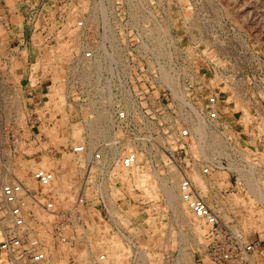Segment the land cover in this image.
I'll list each match as a JSON object with an SVG mask.
<instances>
[{"label":"built area","instance_id":"obj_1","mask_svg":"<svg viewBox=\"0 0 264 264\" xmlns=\"http://www.w3.org/2000/svg\"><path fill=\"white\" fill-rule=\"evenodd\" d=\"M11 1L32 30L14 44L0 13V264H264L258 54L235 66L216 28L149 1Z\"/></svg>","mask_w":264,"mask_h":264},{"label":"rangeland","instance_id":"obj_2","mask_svg":"<svg viewBox=\"0 0 264 264\" xmlns=\"http://www.w3.org/2000/svg\"><path fill=\"white\" fill-rule=\"evenodd\" d=\"M116 5L117 0H112ZM126 3L127 10L121 9V15L126 12V18L133 19L139 16L143 6L149 4L157 14V18L166 17L167 22H200L202 28H216L217 35L228 39L232 48L241 56L235 66L242 65V60H252L253 52L258 54L259 62H254L252 67H259L258 72L264 69V0H122ZM123 2V3H124ZM164 3V11L162 4ZM120 4V2H119ZM117 4V5H119ZM18 8V7H17ZM24 17L18 16L25 21ZM158 12V13H157ZM0 13H8L0 11ZM9 14V13H8ZM109 16L115 15L110 11ZM18 16L14 15L13 22H17ZM6 34V31L4 33ZM16 44V42H14ZM200 59V58H199ZM197 58V60L199 61ZM43 158V156H41ZM45 158V157H44ZM31 158H26L22 162L27 165H37ZM38 162V161H36ZM35 163V164H33ZM33 167V166H32ZM188 218H186L187 220ZM193 225V224H191ZM194 226V225H193ZM188 229L185 235V248L187 259L190 258L191 249L195 246L200 235ZM199 230V229H198ZM203 239V237H202ZM201 240V238H199ZM64 255L72 258L70 253ZM73 260V258L71 259ZM74 261V260H73ZM75 264L76 261H74Z\"/></svg>","mask_w":264,"mask_h":264},{"label":"bare ground","instance_id":"obj_3","mask_svg":"<svg viewBox=\"0 0 264 264\" xmlns=\"http://www.w3.org/2000/svg\"><path fill=\"white\" fill-rule=\"evenodd\" d=\"M220 146H221L220 148H223L224 147V145H220ZM32 160H34L33 162H35L37 165L39 164V165L46 166L47 163H48L47 159L44 158V157L43 158L40 157V162H36V161H38V158H36V157L35 158L32 157ZM35 163H33V164H35ZM195 179L197 180V183H200L201 182L199 175H196L195 176ZM140 182L142 184L144 183L145 186L149 183V186L145 188L146 192L148 194H150V195L157 196V194H158L157 186H156L155 183L151 182L150 177L148 175H147V177H142L141 180H140ZM162 187L164 188V190H165V192H166V194L168 196V199H169L170 203L172 205H174V202L176 200V195H175V191H174L173 187L170 186V185H168V184H163ZM71 259H69L68 256H66V255L63 254L61 256V258H59L58 264H75V262L73 260H71Z\"/></svg>","mask_w":264,"mask_h":264},{"label":"crops","instance_id":"obj_4","mask_svg":"<svg viewBox=\"0 0 264 264\" xmlns=\"http://www.w3.org/2000/svg\"><path fill=\"white\" fill-rule=\"evenodd\" d=\"M7 3L9 5L13 4L11 0H7ZM0 11H5V10L3 9V7H0ZM7 12L9 13L11 19H13L14 15L18 16V14H20L22 18L24 17V11L19 8L10 9L9 11L7 10ZM31 30H32L31 24L25 21L22 22V20L18 16L17 22H13L12 29L8 32V35L14 42L17 43L22 39L25 40L29 39V37L31 36Z\"/></svg>","mask_w":264,"mask_h":264}]
</instances>
